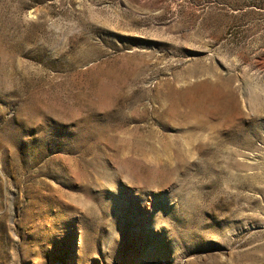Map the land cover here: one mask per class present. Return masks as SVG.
Segmentation results:
<instances>
[{
  "label": "rangeland",
  "instance_id": "obj_1",
  "mask_svg": "<svg viewBox=\"0 0 264 264\" xmlns=\"http://www.w3.org/2000/svg\"><path fill=\"white\" fill-rule=\"evenodd\" d=\"M0 264H264V0H0Z\"/></svg>",
  "mask_w": 264,
  "mask_h": 264
},
{
  "label": "bare ground",
  "instance_id": "obj_2",
  "mask_svg": "<svg viewBox=\"0 0 264 264\" xmlns=\"http://www.w3.org/2000/svg\"><path fill=\"white\" fill-rule=\"evenodd\" d=\"M189 92V91H188ZM176 97V96H175ZM175 102V101H174ZM191 111L193 112V111H195V107H191ZM207 111V110H206ZM198 122H200V121H198ZM202 123V122H201ZM201 126V125H200ZM205 126V125H204ZM182 149V148H181ZM167 159V158H166ZM172 162V161H171Z\"/></svg>",
  "mask_w": 264,
  "mask_h": 264
}]
</instances>
